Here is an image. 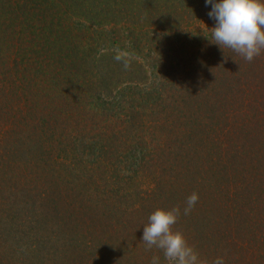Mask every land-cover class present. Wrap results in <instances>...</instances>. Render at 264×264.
I'll return each mask as SVG.
<instances>
[{
  "label": "trees",
  "instance_id": "obj_1",
  "mask_svg": "<svg viewBox=\"0 0 264 264\" xmlns=\"http://www.w3.org/2000/svg\"><path fill=\"white\" fill-rule=\"evenodd\" d=\"M134 1L177 21L151 19L162 40L110 36L145 35L139 16L134 28L117 20ZM210 11L206 0H0V264H167L143 227L177 206L174 230L201 259L264 264V51L247 62L214 44ZM118 52L149 66L105 104Z\"/></svg>",
  "mask_w": 264,
  "mask_h": 264
},
{
  "label": "clouds",
  "instance_id": "obj_2",
  "mask_svg": "<svg viewBox=\"0 0 264 264\" xmlns=\"http://www.w3.org/2000/svg\"><path fill=\"white\" fill-rule=\"evenodd\" d=\"M211 5L209 17L215 20L211 29L214 44L226 47L252 62L264 51V0H206ZM128 53H119L114 57L121 61ZM125 69L130 64L125 61ZM198 193L193 192L186 200L184 215H189L198 202ZM181 209H156L143 227L142 242L148 250L153 247L163 252L167 264H209L201 259L193 246L189 245L183 233L174 230ZM151 264H160V258L153 256ZM212 264H225L217 257Z\"/></svg>",
  "mask_w": 264,
  "mask_h": 264
},
{
  "label": "rangeland",
  "instance_id": "obj_3",
  "mask_svg": "<svg viewBox=\"0 0 264 264\" xmlns=\"http://www.w3.org/2000/svg\"><path fill=\"white\" fill-rule=\"evenodd\" d=\"M139 2H142V1H138V2L134 1V3H132V6L134 8H136L135 11H133L134 8L130 9V8H127V7L124 8L122 10V12L120 11V13L117 15V20H122V19L126 18L127 19V22H126L127 24L126 25L121 24V25H123V26H132V28H134L135 24L137 22L136 21V17L134 15L139 16L140 19H141L142 25L144 27L143 30L145 31V35L140 34V35H138L137 39L134 40L130 36L129 30H127V31H123V30L118 31L119 30V29H117L118 26H116L115 30H117V31L116 32L114 31V32L110 33V36H112L113 33L115 35L113 40L114 39H116V40L118 39V41H130V39H132L133 41H140L142 43V45H144V41H147V44L149 46L151 41H160V39H161V36H159V34H157L158 35V38H157L153 33H151V31L153 29V26L150 24L151 19H153V21H154L152 23H155V21L158 22V26L160 28L161 27H165L164 23L167 24L168 21L171 22V23L172 22H174V23L177 22L176 20L172 21V20H169L168 18H165L163 20H158V21L155 19L154 14L156 12H158L161 15H164L165 13L168 12V11H163L161 8L157 7L160 2L157 3L155 6H150L149 3L140 5V4H138ZM132 28H130V29H132ZM107 31H106V34L108 35L109 32H107ZM173 33H175V32L173 31ZM99 35H104V33L95 32L93 34L95 41H96V39H97V37ZM169 36H172V35H169ZM105 41H111V40L107 39ZM167 41H169V40H167ZM123 46H124V48L130 50L133 54L136 53V49L134 47H131L130 45L125 44V43L123 44ZM115 47H117V46H115ZM111 48L112 47H110V49ZM99 51L100 50H98V53H99ZM138 52H139V50H138ZM140 54L141 55L142 54L143 55L146 54L144 47H142V53H140ZM95 58H96V56H95ZM126 60L130 64V67L125 70L126 72H122L121 71V68L123 67L124 61H117V60L114 59V57L111 58V59H110V57H107V60L105 61V63L109 64V66L112 67V69H111L112 73L108 76V77H110V79L108 81L111 84L110 85V90L108 89L106 92H103L102 93L103 96H101V98L103 99L105 104H106V102H109V101L111 103H113V104L114 103L116 104L120 99H123L125 97V95L129 92V91L125 90V88H124V86L122 84L125 77H128V78L129 77H133L132 79L140 80V79H143L144 76H145L144 71L149 66L148 60L144 61V58L141 57V56L132 58L131 55L126 56ZM117 63H121V65L116 67ZM145 65H146V67H145ZM104 68H106V67H104ZM149 72H150V70L148 69V74L147 75H149ZM117 84H118V86H116ZM114 86H116V87H114ZM139 89H140V91L138 90V92H144L142 88H139ZM130 92H132V89H130Z\"/></svg>",
  "mask_w": 264,
  "mask_h": 264
}]
</instances>
